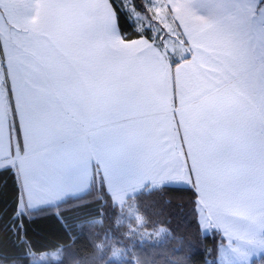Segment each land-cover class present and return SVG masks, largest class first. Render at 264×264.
Listing matches in <instances>:
<instances>
[{
    "label": "crops",
    "instance_id": "0c3cea01",
    "mask_svg": "<svg viewBox=\"0 0 264 264\" xmlns=\"http://www.w3.org/2000/svg\"><path fill=\"white\" fill-rule=\"evenodd\" d=\"M90 3L91 0H0V27H20L22 37L7 44L4 52L2 50L8 88L0 69V149H7L12 110L22 129H27L30 122L54 124L59 117L67 115L74 130L80 121L100 117L118 90L125 87L139 88L149 97L165 126L172 123L173 83L176 122L181 115L199 117L208 110L242 106L246 96L237 88L236 81L241 72L247 73L250 68L243 45L248 40L264 39V11L256 7L257 1L238 0L230 5L235 15L225 17L224 27H214L208 36L201 38L195 33L186 36L189 45L180 48L184 49L183 55H191L190 60H176L181 63L173 65L171 70L167 68L169 57L164 59H168L164 66L145 62L146 56L164 54L152 45L141 44L135 51L109 55L86 32ZM20 17L18 25L16 21ZM23 17H29L26 24ZM109 38L122 39L115 20ZM149 48L150 52L140 55ZM262 71L264 64H257L252 74L256 76ZM9 89L11 97H8ZM72 130L68 134H72ZM20 147L23 156L38 144L29 138L26 143L22 141ZM3 163L5 161L0 160V164ZM190 167L189 160L187 167L160 181L143 174L141 161L133 153L108 149L98 160H91L86 168L78 163L58 166L50 175L41 178L45 191L40 196L27 192L12 169L20 187L18 206L21 201L24 213L87 193L97 168L117 205H122L127 197L146 186H191L198 195L202 231L203 224L208 232L218 230L226 243L264 233L258 220L246 223L238 217L210 215L201 200L195 172L189 175ZM256 215L259 217V210Z\"/></svg>",
    "mask_w": 264,
    "mask_h": 264
},
{
    "label": "snow or ice",
    "instance_id": "6c2138e0",
    "mask_svg": "<svg viewBox=\"0 0 264 264\" xmlns=\"http://www.w3.org/2000/svg\"><path fill=\"white\" fill-rule=\"evenodd\" d=\"M196 3L209 13L207 17L193 11L192 0H152L149 12L156 25L153 32L164 33L162 42L171 37L173 43L179 41L187 48L185 36H208L214 27H224L225 17L235 15L232 6H218L216 0ZM256 7L264 11V0H257ZM86 15L87 34L109 55L135 51L141 44L152 45L145 37L131 42L109 38L115 20L110 0H91ZM150 51L145 49L140 55ZM242 51L250 68L236 81L246 96L238 109H212L199 117L181 115L176 122L173 83L172 123L167 126L149 97L136 87L118 90L100 117L80 121L74 130L67 115L54 124L30 122L27 129H22L17 127L19 121L13 112L7 149H0V160L5 161L0 168L12 166L25 190L40 196L45 191L41 178L58 166L78 163L86 168L108 149L133 153L141 161L143 174L160 181L187 167L190 160L189 175L195 172L201 200L210 215L238 217L246 223L258 220L264 229V71L252 74L257 64H264V39L248 40ZM189 56L185 54L181 59L190 60ZM163 57H168L167 48ZM145 62L156 64L160 58L146 56ZM180 63L169 59L167 68L171 70ZM29 138L38 147L21 156L20 145Z\"/></svg>",
    "mask_w": 264,
    "mask_h": 264
},
{
    "label": "trees",
    "instance_id": "16d2710c",
    "mask_svg": "<svg viewBox=\"0 0 264 264\" xmlns=\"http://www.w3.org/2000/svg\"><path fill=\"white\" fill-rule=\"evenodd\" d=\"M110 3L122 39L151 40L150 29L136 28L122 0ZM131 3L152 20L145 0ZM0 69L7 87L1 45ZM19 196L16 172L0 169V264H219L226 244L218 230L202 231L191 186H146L117 205L96 168L81 196L18 214ZM250 264H264V254Z\"/></svg>",
    "mask_w": 264,
    "mask_h": 264
},
{
    "label": "rangeland",
    "instance_id": "374dc122",
    "mask_svg": "<svg viewBox=\"0 0 264 264\" xmlns=\"http://www.w3.org/2000/svg\"><path fill=\"white\" fill-rule=\"evenodd\" d=\"M145 1L149 8L152 4V0H145ZM256 1L257 0H253V2ZM192 2H193V11H195L197 14H200L201 12L204 13L207 12L206 10L201 9L197 6L196 0H192ZM235 2H238V0H216L218 6L221 3H224L223 6L232 5ZM239 2H244V0H239ZM122 3L125 10L128 12L131 19L134 21L136 28L139 31H144L145 28L150 29L152 46L158 47V49L163 53L165 52V48H167L168 57L173 61L181 59L184 53V49L180 48L183 45L180 44L179 41L173 43V39L169 37V39L166 42H162V37L164 36V33L157 34L153 32L154 27L156 26L154 20H148L146 19L145 16H143L141 13L136 11V9L131 3V0H122ZM208 14L209 13H207L205 16L207 17ZM2 18L6 20L7 17L3 16ZM26 18L23 17V21L25 24L27 22ZM16 23L18 25L21 24V17L19 19L17 18ZM185 37L184 39H186ZM21 38L22 37H21L20 27H0V45H2L3 52L5 51V47L7 44L12 43L14 39L20 40ZM173 49L175 50L174 53H173ZM158 58H160V62L158 63V65L162 63V65L164 66V62L168 60V59L164 60L165 58L161 55H158ZM17 212L18 214L24 213V206L22 205L21 201L17 208ZM136 218L139 219L138 217ZM202 228L204 233L207 234L208 231L206 230L208 229L205 227L204 224L202 225ZM154 235L158 237L161 234L155 233ZM262 254H264V233H254L244 239L238 240L237 242L234 243L227 242L225 245L221 246L219 252V264H250L252 260L259 258ZM50 256L52 258H56L55 254L51 253Z\"/></svg>",
    "mask_w": 264,
    "mask_h": 264
}]
</instances>
